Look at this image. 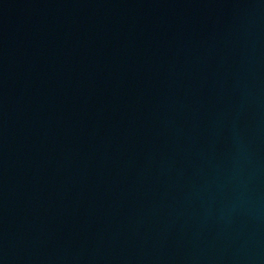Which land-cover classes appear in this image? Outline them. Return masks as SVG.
Masks as SVG:
<instances>
[{
	"label": "water",
	"instance_id": "obj_1",
	"mask_svg": "<svg viewBox=\"0 0 264 264\" xmlns=\"http://www.w3.org/2000/svg\"><path fill=\"white\" fill-rule=\"evenodd\" d=\"M0 264H264V0H0Z\"/></svg>",
	"mask_w": 264,
	"mask_h": 264
}]
</instances>
